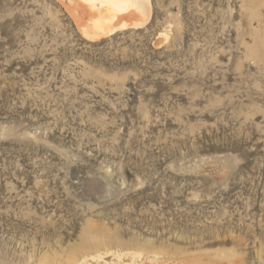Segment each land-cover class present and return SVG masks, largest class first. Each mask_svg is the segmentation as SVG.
<instances>
[{
	"label": "rangeland",
	"instance_id": "374dc122",
	"mask_svg": "<svg viewBox=\"0 0 264 264\" xmlns=\"http://www.w3.org/2000/svg\"><path fill=\"white\" fill-rule=\"evenodd\" d=\"M148 13L90 41L0 0V264H264V0Z\"/></svg>",
	"mask_w": 264,
	"mask_h": 264
},
{
	"label": "bare ground",
	"instance_id": "6f19581e",
	"mask_svg": "<svg viewBox=\"0 0 264 264\" xmlns=\"http://www.w3.org/2000/svg\"><path fill=\"white\" fill-rule=\"evenodd\" d=\"M60 1L71 13L82 36L90 41L102 40L129 28H142L150 18L148 13L150 0ZM167 38V34L161 35L158 43L166 41ZM105 247H107L105 243L89 247L90 249L81 252L82 262L78 263L79 256H76L70 259L67 264H150L154 261V258H149V253L146 257L141 251L125 253V251L118 250L112 252ZM103 250L106 252L99 254ZM109 257L113 258L111 263L106 261ZM125 258H128L129 262H125ZM194 263L197 264V262Z\"/></svg>",
	"mask_w": 264,
	"mask_h": 264
}]
</instances>
